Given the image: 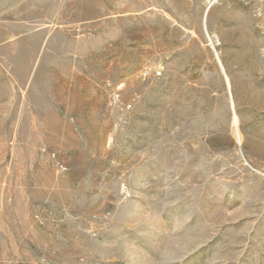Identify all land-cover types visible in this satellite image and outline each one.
I'll return each instance as SVG.
<instances>
[{"label":"rangeland","instance_id":"rangeland-1","mask_svg":"<svg viewBox=\"0 0 264 264\" xmlns=\"http://www.w3.org/2000/svg\"><path fill=\"white\" fill-rule=\"evenodd\" d=\"M0 264H264V0H0Z\"/></svg>","mask_w":264,"mask_h":264}]
</instances>
